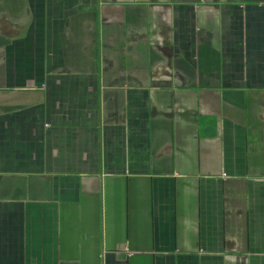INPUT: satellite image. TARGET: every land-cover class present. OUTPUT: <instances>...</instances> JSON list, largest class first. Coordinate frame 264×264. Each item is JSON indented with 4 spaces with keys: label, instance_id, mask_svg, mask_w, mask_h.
Returning a JSON list of instances; mask_svg holds the SVG:
<instances>
[{
    "label": "crops",
    "instance_id": "1",
    "mask_svg": "<svg viewBox=\"0 0 264 264\" xmlns=\"http://www.w3.org/2000/svg\"><path fill=\"white\" fill-rule=\"evenodd\" d=\"M0 264H264V0H0Z\"/></svg>",
    "mask_w": 264,
    "mask_h": 264
}]
</instances>
